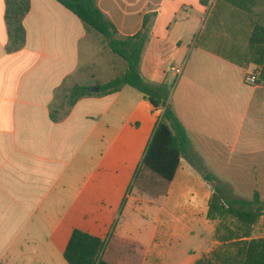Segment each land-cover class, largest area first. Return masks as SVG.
<instances>
[{"label":"crops","instance_id":"obj_1","mask_svg":"<svg viewBox=\"0 0 264 264\" xmlns=\"http://www.w3.org/2000/svg\"><path fill=\"white\" fill-rule=\"evenodd\" d=\"M96 3L124 37L140 31L149 15L139 70L146 81L172 88L170 106L190 139L167 192L155 195V186L140 193L170 195L176 181L193 175L194 157L212 145L214 170L204 167L216 180L202 173L207 184L191 208L207 219L216 181L237 198L258 192L264 204V32L250 42L257 28L264 29V0ZM5 9L0 0V264H68L63 253L74 229L106 239L101 226L120 208V160L136 167L162 110H151L130 86L76 99L73 81L85 69L81 56L92 45L83 44L90 30L57 1L30 0L23 38L14 39ZM174 64L184 65L178 78L169 70ZM256 71L260 83L246 84L245 74ZM120 97L127 102L121 108ZM241 184L250 187L248 197L239 195ZM112 238L132 264L156 254L157 232L147 246L120 237L119 230Z\"/></svg>","mask_w":264,"mask_h":264},{"label":"trees","instance_id":"obj_2","mask_svg":"<svg viewBox=\"0 0 264 264\" xmlns=\"http://www.w3.org/2000/svg\"><path fill=\"white\" fill-rule=\"evenodd\" d=\"M55 1L75 14L87 29L100 34L109 50L125 62L120 73L105 83L93 86V90L91 86L77 85L73 90L76 99L85 95L113 94L124 86H130L142 93L154 109L162 108L140 165L150 172L151 178L141 185V189L152 191L157 186L160 192L155 195L165 194L181 158L190 148V139L170 106L171 88L165 83L157 85L146 81L139 70L148 39L149 15H145L140 31L124 37L119 35L116 26L98 7L96 0ZM5 3V19L10 35L22 40V19L30 9V0H5ZM259 31L264 32V29L254 31L251 43L258 40L255 36ZM261 41L264 42V39ZM204 179L216 180L208 174L204 175ZM263 215L264 204L258 192H254L251 199L237 198L227 192L226 185L216 181L206 217L209 221H218L213 238L221 245L193 264H264V237L253 235L254 226ZM63 255L68 264H132L121 257L120 250L112 246L106 251L104 240L78 228L72 231Z\"/></svg>","mask_w":264,"mask_h":264},{"label":"rangeland","instance_id":"obj_3","mask_svg":"<svg viewBox=\"0 0 264 264\" xmlns=\"http://www.w3.org/2000/svg\"><path fill=\"white\" fill-rule=\"evenodd\" d=\"M90 38L84 40V43L81 42L84 45L90 40L92 42L90 50L84 51L81 56L82 65L85 69L80 70L74 79L75 81H73L74 83L71 82L68 89L72 83L92 87L99 83H105L125 67V62L109 50L100 34L90 31ZM101 61L103 65L99 69L98 66ZM87 62L90 65H86ZM132 90L136 94L139 92L137 89ZM146 100L148 102L146 105H150L152 110L150 101L147 98ZM124 103L127 102H124L120 97V108L123 107ZM151 110H149L150 114ZM140 115V111H137L134 117L139 118ZM123 121L124 117L120 115V129L123 128ZM142 123L143 128H145L146 123L144 121ZM131 124L136 126L134 120ZM211 148L212 145H206L199 157L198 155L194 157L196 167L190 178L179 179L172 187L170 195L160 198L149 197L147 194L140 193L141 185L151 180L149 178L150 172L141 168L140 165L143 154L140 153L135 157L133 165L136 167L133 170L126 168L124 164L122 165L120 160V208L113 213L111 212L110 217H107L104 221L105 224L101 226L103 230L108 229L107 237L104 240L106 251L109 246L111 247V244L119 249L115 239L112 238L115 230L116 232L119 230L120 237L138 239L144 246L148 245L153 234L157 232L156 254L148 255L145 264H192L207 256L210 250L220 246L221 243L213 238L214 226L217 225L218 221L211 222L201 212L191 208L192 197L196 195L197 191L203 190L207 184L202 177V173L207 174L204 164H209L211 167L209 169L212 172L214 170V156ZM235 175L236 172L233 173V176ZM235 177L233 179L237 178ZM187 186L193 188V191H186ZM241 186L243 190L239 195L248 197L250 187L242 184ZM127 194L128 197H126ZM261 195L264 197V194ZM124 200V207H121ZM100 208L103 207L100 206ZM90 211L94 215L97 214L94 208ZM228 223L232 226L230 221ZM253 231L254 236H264V215L260 217Z\"/></svg>","mask_w":264,"mask_h":264},{"label":"built area","instance_id":"obj_4","mask_svg":"<svg viewBox=\"0 0 264 264\" xmlns=\"http://www.w3.org/2000/svg\"><path fill=\"white\" fill-rule=\"evenodd\" d=\"M170 71H172L174 73V75L176 77H180L183 73V70H184V65H171L170 68H169ZM244 82L246 84H250V85H258L260 82H259V72L256 71V72H252V73H247L245 74L244 76Z\"/></svg>","mask_w":264,"mask_h":264},{"label":"water","instance_id":"obj_5","mask_svg":"<svg viewBox=\"0 0 264 264\" xmlns=\"http://www.w3.org/2000/svg\"><path fill=\"white\" fill-rule=\"evenodd\" d=\"M98 90V89H97Z\"/></svg>","mask_w":264,"mask_h":264}]
</instances>
